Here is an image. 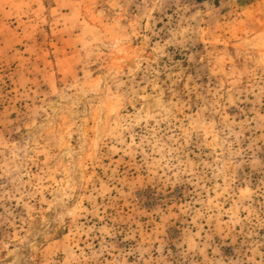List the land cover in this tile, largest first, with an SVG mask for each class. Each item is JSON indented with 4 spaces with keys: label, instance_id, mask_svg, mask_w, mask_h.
I'll return each instance as SVG.
<instances>
[{
    "label": "rangeland",
    "instance_id": "rangeland-1",
    "mask_svg": "<svg viewBox=\"0 0 264 264\" xmlns=\"http://www.w3.org/2000/svg\"><path fill=\"white\" fill-rule=\"evenodd\" d=\"M0 264H264V0H0Z\"/></svg>",
    "mask_w": 264,
    "mask_h": 264
}]
</instances>
